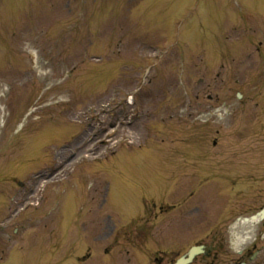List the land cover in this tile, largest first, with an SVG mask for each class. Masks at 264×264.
Instances as JSON below:
<instances>
[{"label":"rangeland","instance_id":"obj_1","mask_svg":"<svg viewBox=\"0 0 264 264\" xmlns=\"http://www.w3.org/2000/svg\"><path fill=\"white\" fill-rule=\"evenodd\" d=\"M26 0H1L0 1V26L3 27L2 33H0V37L4 39L6 36V31L8 32L9 28L11 27L12 20H14V12L16 16L21 12L22 8L24 7V3ZM45 0H36L32 1L28 4L27 8H34L36 5L40 4ZM51 0L46 1V3H49ZM61 0H59L60 2ZM117 1V0H116ZM189 0H176V4L170 9L168 7V16L174 17L173 15H180L183 13V3L187 2ZM215 1V0H212ZM223 3L227 4V9L229 11H233L236 7L241 5L243 3L245 10H248L250 15V18H255V13L252 8H259L261 9V13L263 12L262 10V5H263V0H236L233 3L230 0H222ZM102 4L108 5V1L102 2ZM156 4H158L161 8L164 7V1L160 0L157 1ZM97 6V5H96ZM95 6V7H96ZM8 13L4 12L7 11ZM96 9V8H95ZM97 10V9H96ZM63 12V11H61ZM49 13V12H48ZM99 16H96L95 18H99V21H104L106 20L103 26V28L99 29L98 32L96 33V40L98 42L103 41L105 43V46L107 47V52L110 53H123L127 56H133L130 57L129 61H134L138 57H146V56H151L152 53L148 52V47L149 44L145 43H139V42H133L130 41L127 44L123 45V42H126L127 38L129 35H122L120 36L118 32L116 31L115 28H113L115 25L120 22V20H115L111 19L112 13L108 12V10H105L103 13L100 14L98 12ZM90 16H93L92 13L89 14ZM26 17V16H25ZM38 17V16H35ZM43 17V16H39ZM201 19L204 21H210L209 16H204L201 14L199 16ZM47 19L51 18L52 22L54 23V30L51 31V28L49 30H46L43 26H40L37 31L28 33L26 35H21L19 40H34V46H28V52L31 55H27L25 53V57L23 56V60H26L27 63L25 67L27 70L29 69L30 72L34 70V59H35V54L37 52H40V56L42 58V62L47 67V76L45 78V82L43 84V87L41 88L40 92L44 91L48 87H53L54 90L51 91L50 93H45V98L47 100V104L53 105L51 110H61V109H71V105L75 106V111H83L87 106L95 105L96 110L98 111V101L96 102H90L89 100H86L83 105H78L77 102L80 100L73 99V93H70V88L74 89L72 83H75L76 80H78L79 77H81L84 74V69L80 67H72L70 71L67 69H62L61 70H55L54 72H48L50 71V66L49 64H52V66H58L59 63L63 62L68 64L69 62H72L73 60H76V58L71 59L69 56H76L74 53H68L71 52L69 50L71 48V45H79L78 42V37L73 35H69L64 33L63 35L55 36V32L58 29L59 31L57 33H61L65 31V28L69 25V17L68 16H46ZM90 18V17H89ZM88 18V19H89ZM10 23V24H9ZM86 23V21H85ZM95 25L94 23H88V27L93 28L92 25ZM194 26V23H193ZM142 28L143 30H147L149 33L146 34L145 39L147 40H152L154 37L161 38L165 34H170L173 30H171V24L170 22H157V21H143L142 22ZM122 29H124L122 27ZM166 36V35H165ZM92 37V35L88 36ZM104 38L105 41H104ZM95 38H93L94 40ZM109 39V40H108ZM94 40L93 42H95ZM26 44V43H25ZM42 45V46H40ZM37 48V49H35ZM79 49L81 47H78ZM84 49V48H83ZM88 51V50H87ZM25 52V51H24ZM83 52V51H82ZM82 52L79 53L77 58H82ZM89 52L97 53L98 51H92V48ZM103 52V51H101ZM105 52V51H104ZM103 52V53H104ZM44 54V55H43ZM85 54V53H84ZM236 55V54H235ZM238 56V55H236ZM19 56H16V60H20L18 58ZM239 60L234 61L235 62H230L226 61L227 67L226 69L222 70L220 78H218V81H220L221 84H218L216 88H212L210 90L211 94H217L219 96V103L221 102V99H224L226 94L228 92L234 93L235 90L231 89L230 87L233 84H236L234 88H237V90H240L242 92H245V59H242V57H237ZM129 59V58H127ZM36 60V59H35ZM65 60V61H63ZM191 60V59H190ZM22 61V59L20 60ZM20 61H18L20 63ZM176 60H172L170 63H166L165 65L162 66L161 69L157 72V75L162 73L163 77L168 75L167 70L173 71V75L171 76L172 79L175 77V67L177 66ZM196 60L193 59V62L189 61L187 63V78L186 82H188L189 86H192L194 82L196 81V78L198 76H203L204 71L202 70V66L200 63L195 62ZM23 62V61H22ZM115 61H107V62H101L99 64H93L96 65L93 67V71H90L89 68H86V71L90 73L91 75H95L96 77L103 78L105 79L106 85H111L115 82H118V75L116 76L117 71H121L120 67H115ZM14 64V63H13ZM18 64V63H16ZM21 64V63H20ZM249 64H251L249 62ZM111 65H114L113 67ZM16 69H19L20 66H16L14 64ZM196 67L199 70H196ZM233 67V68H232ZM250 67V65H249ZM248 67V68H249ZM23 68L21 67V70ZM72 71V74H69ZM115 71L114 75L112 76V73ZM135 70L132 68H127V71L123 75L121 81H123L124 87L132 85V80H134L133 75L135 74ZM66 73L68 74V77L66 76ZM156 73V72H155ZM1 76V73H0ZM49 77H52L51 81L48 79ZM84 76V75H83ZM132 76V77H131ZM8 74L6 77L3 76V79H7ZM83 78V77H82ZM170 78V77H169ZM168 78V79H169ZM230 78H233L232 81L230 82ZM2 79V80H3ZM23 76L21 73H18V78H17V83L23 81ZM155 79H158L157 76H155ZM228 81L226 82L225 81ZM167 81V80H166ZM170 82V79L168 80ZM12 83L15 82V80L11 81ZM161 83L159 91H155L151 97H147L148 99L145 101L144 106L147 111H152L153 115L151 116L150 120V125L154 126L157 124V121H159L161 118H166L168 115V119L172 121H176L177 115H178V109L180 107V92L177 97H175L172 102H168L166 99H164V95H167L166 86H163L162 81L155 82L153 81L154 88ZM65 86V90H69V96L70 99V104L67 103H56L58 100L64 101L66 98V94L62 96V93L57 95V88L59 86ZM106 86V87H107ZM163 86V87H162ZM252 88L251 84L249 86ZM85 89V88H84ZM83 89V90H84ZM124 90H119L118 94L123 92ZM261 93H264V85H261L260 89ZM20 90L17 88L16 85H14L13 89L11 92L8 94L7 98V105L9 108L10 115L8 117L7 121V126L12 125L15 122L17 123L16 119H19V114H21V98L19 97ZM111 93L105 94V99H103L101 102L107 104V99L111 97ZM117 94V95H118ZM22 96V95H21ZM54 96L53 100L57 101H52L51 98ZM116 96V95H115ZM190 96H191V91H190ZM264 96V95H262ZM118 98H121L123 96H117ZM152 99V100H149ZM106 100V101H105ZM166 100V101H165ZM218 100V99H217ZM152 101V102H151ZM65 102V101H64ZM151 103V104H150ZM48 106V107H49ZM237 109H242L244 112L242 114L241 119L244 120L241 124L238 126L234 127H222L221 130V137L219 138V141L221 140V143L219 145L220 148L224 150V152H229L234 154L235 161L236 162H242L243 160L248 161L249 163L253 164L257 162V158L263 157L264 154V119H260L256 121H260L261 127L254 129L252 132H248L247 135H245V115L248 113L245 112V106L244 109L242 106L237 105L235 106ZM113 105L109 107V109H112ZM151 108V110H149ZM249 109V108H248ZM262 109L261 107H254L253 105L251 106L249 117L251 118L252 115L255 116V114H259V111ZM252 111V112H251ZM26 112V111H25ZM47 114L51 113L49 111H46ZM62 114V113H61ZM252 114V115H250ZM18 116L17 118H15ZM2 117V115H0ZM71 118V117H70ZM249 118V119H250ZM253 118V117H252ZM264 118V117H263ZM1 120V119H0ZM145 121V120H144ZM23 125H22V131H21V138L17 134V129L16 127L15 130L10 131L6 135L1 136L0 134V226L2 224H6L8 227L6 232H2L0 229V247H3V245L7 246V235L9 233H12V229L14 227H18V231L24 226V225H30L27 227H33L31 229H25L24 234H30L29 237H25L22 240V247L24 248L23 252H19L18 249V244H19V239L14 242V248H10V251H8V259L12 260L15 262V264H22L23 262L26 264H37L41 261H43L45 258H47L50 255H46L45 249L49 245L51 241V233L49 232L51 223L54 225L53 222L56 221V219L59 217V221L62 222L63 228L62 231L66 233V235L60 234V238H64L67 243H72L74 242L75 246L79 247L80 249H76V253L74 255L75 259L77 256L81 255L84 252L85 249V241H89L90 239L97 238L99 233L104 230L103 223L102 222H95L93 220H102L105 214L108 216H114L118 217L121 220H129L132 216L136 215L139 211H141L142 207V197H144L142 194L147 193V194H161L162 187H163V177L161 175L163 174V167L165 166L164 163V158H165V153H164V145L161 143H152L153 146V151H148L145 149V151H135L132 152L130 151L129 154H121L119 153L117 156H115L112 159H108L102 163V160H87L88 164L86 166H82L80 168V173L81 175H89L90 178V184L86 186V181L83 176L80 175H75L73 178L68 180L67 182L59 185L54 191H53V197H55V194L59 193V197L56 200L57 201V209L59 210V216L58 213L55 212L54 215L51 218V222L45 220L47 217V213H43L47 211L45 208L49 204V198H48V190H45L42 193V195L46 196V199L44 202H42L39 199V194L36 196V193L32 192L31 187L40 189L41 188V179L40 177L36 176L39 172H47L48 174L52 171V168L56 166L55 164L57 163L56 160L60 162V160L64 161V163L71 157L77 156V151L80 149V147H76V144L71 145L68 144L66 146H62L61 148L58 149V159L54 160L51 159V157L48 158V163L45 162L43 164V167H46L44 169H41L43 171L39 170H32V168H29V165L26 164H20L21 158L26 157L25 152H32L33 149H36L39 147V144H48L50 137L58 133H60L63 130V124H58V121L56 123H48L46 127H44L43 130H41L40 135L38 136V122H33L32 118H28V115L25 119L22 120ZM15 123V124H16ZM96 123H93L92 127H88L87 132H85V135L91 136V131H94L92 128L95 126ZM140 124L139 126H141ZM1 127V123H0ZM176 127V126H175ZM38 128V129H37ZM136 129L134 130L132 134H130L129 129H125V132L122 134V130L118 129V133L116 136L115 144L117 145V142H120L119 139L125 137V136H133L135 139V134L138 133L141 128L138 126L135 127ZM224 128V129H223ZM73 130L75 127L72 128ZM3 131V129H2ZM1 131V133H2ZM239 132L240 135H245L241 139L240 135L237 133ZM122 134V136H120ZM139 136L141 133H138ZM173 135H178V133H173ZM18 136V137H17ZM45 141H41L43 139L41 138H47ZM81 137H79L80 139ZM132 138V137H130ZM23 139V141H22ZM41 139V140H40ZM40 140V141H38ZM237 142H236V141ZM245 144L239 145L240 141H244ZM92 141V138L90 139ZM59 143V142H58ZM95 146H98L99 150L104 149L103 145L99 143H94ZM157 145H163L159 146V148L156 147ZM23 146V149L21 147ZM85 147L88 146L84 145ZM170 147V146H169ZM115 148L114 144L112 145L111 151ZM21 149V150H20ZM41 149V148H40ZM42 150V149H41ZM108 151V150H105ZM39 152V148L36 150L35 153H32L29 155V160L32 158H37ZM24 154L22 156V154ZM96 152H94L95 154ZM21 154V155H20ZM49 154V152H47ZM20 155V156H19ZM52 154H49L51 156ZM22 156V157H21ZM62 156V157H61ZM121 157V163L125 165V167H128L131 171V174L135 176L134 180H129L130 178H124L123 179L118 176L115 171L113 170L112 162L115 161L116 158ZM258 158V159H259ZM52 160V161H51ZM40 162H36L35 164H38ZM102 163V164H101ZM32 165V166H33ZM31 166V167H32ZM254 167L250 169L252 172L255 170L257 165H253ZM28 168V169H27ZM65 170L63 172H69L71 165L66 164L64 166ZM30 170V171H29ZM258 170V168H257ZM98 171V173H97ZM245 171V170H244ZM243 171V172H244ZM239 174H242L238 172ZM62 177V176H61ZM18 182H22L23 186L19 187ZM39 182V185L37 186ZM103 183L106 184V189L108 188V193L106 196V199L102 200L100 190ZM39 187V188H38ZM92 188V192L90 196H87L89 200H94V197L96 196L95 199H98L94 205L95 209L93 210L94 216L90 217L87 222L85 223L86 228H87V238L89 240H79L71 237H67V234L70 232L68 229V226L70 223H73L72 219L77 217L79 221H83L89 217L88 213V207L89 204H85L83 201V195L85 191L89 188ZM235 190H238L241 188L240 181L238 184L234 185ZM163 197L157 196L153 200L160 201L162 200ZM171 199H174V197H171ZM40 201V203L38 202ZM38 204L37 206L40 207V209L35 210V205ZM26 206L25 210L18 215V217L14 218V216H10V210L12 207H18V206ZM29 205V207L27 206ZM157 208V207H156ZM155 210V209H154ZM153 210V212H154ZM9 212V213H8ZM41 218V221L37 224L32 225V222L35 220V222L38 221V218ZM47 223V224H46ZM109 226V224H108ZM39 227H41L42 233L40 230H37ZM14 230V229H13ZM58 230V229H57ZM109 227L105 228L106 233L109 232ZM27 231V232H26ZM43 231L46 232L43 234ZM61 231V232H62ZM85 233V232H82ZM23 234V235H24ZM21 235V236H23ZM85 235V234H84ZM98 235V236H97ZM66 243L64 242V245ZM9 245V243H8ZM5 249V248H4ZM9 250V248H8ZM65 249H63L64 251ZM57 253L56 256H53L50 258L53 261H59L62 257V246L59 245L56 248ZM12 252V253H11ZM42 257V258H41ZM122 259L126 258L127 256L123 255L121 256ZM0 258H1V249H0ZM41 258V260H40ZM74 258H69L70 262H75ZM144 259V258H143ZM10 261L9 264H14V262ZM135 264L136 262L131 261V264ZM4 263V262H3ZM2 263V264H3ZM6 263V262H5ZM64 264V263H62ZM87 264H95L94 262H89ZM100 264H112V261H108L105 258V261L100 262ZM139 264V263H136Z\"/></svg>","mask_w":264,"mask_h":264},{"label":"flooded vegetation","instance_id":"obj_2","mask_svg":"<svg viewBox=\"0 0 264 264\" xmlns=\"http://www.w3.org/2000/svg\"><path fill=\"white\" fill-rule=\"evenodd\" d=\"M250 207L246 210H249ZM264 230V221H262L257 229L256 233L260 234ZM217 235H219L220 241L219 244H212L208 249H205V254L203 256H195L190 264H236V258L233 257L230 250H228V246L226 245L223 236L218 231ZM257 238V236H256ZM186 237H182L181 245L176 248L173 254L182 255L185 251L186 245ZM254 247V246H252ZM255 248V247H254ZM250 250L251 246L249 243H246L243 249H241L238 253V260H245V264H264V252L260 253L259 256L254 260H250ZM165 264H171V253L170 250L165 252ZM209 259H211L209 261Z\"/></svg>","mask_w":264,"mask_h":264}]
</instances>
